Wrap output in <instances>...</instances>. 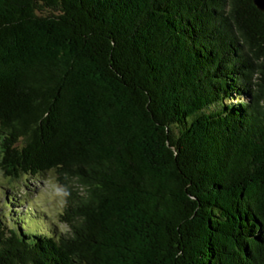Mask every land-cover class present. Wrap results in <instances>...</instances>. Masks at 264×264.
I'll list each match as a JSON object with an SVG mask.
<instances>
[{"label":"trees","instance_id":"1","mask_svg":"<svg viewBox=\"0 0 264 264\" xmlns=\"http://www.w3.org/2000/svg\"><path fill=\"white\" fill-rule=\"evenodd\" d=\"M0 168L68 226L6 192L0 264H264V11L0 0Z\"/></svg>","mask_w":264,"mask_h":264},{"label":"rangeland","instance_id":"2","mask_svg":"<svg viewBox=\"0 0 264 264\" xmlns=\"http://www.w3.org/2000/svg\"><path fill=\"white\" fill-rule=\"evenodd\" d=\"M6 192L17 198V211L24 212L26 207L30 206L36 210L39 217L44 216L45 227L56 229L57 232L68 231L67 224L60 220V214L65 207V188L58 181L54 171L12 180L0 168V208ZM21 203L23 205H20Z\"/></svg>","mask_w":264,"mask_h":264},{"label":"water","instance_id":"3","mask_svg":"<svg viewBox=\"0 0 264 264\" xmlns=\"http://www.w3.org/2000/svg\"><path fill=\"white\" fill-rule=\"evenodd\" d=\"M256 5L264 11V0H255Z\"/></svg>","mask_w":264,"mask_h":264}]
</instances>
